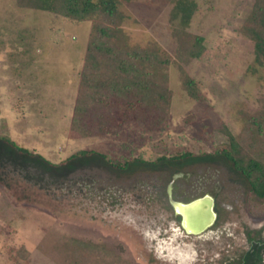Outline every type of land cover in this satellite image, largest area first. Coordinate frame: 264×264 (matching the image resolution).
<instances>
[{
    "label": "rangeland",
    "instance_id": "374dc122",
    "mask_svg": "<svg viewBox=\"0 0 264 264\" xmlns=\"http://www.w3.org/2000/svg\"><path fill=\"white\" fill-rule=\"evenodd\" d=\"M188 30L204 37L199 57L167 69V118L152 129L130 121L116 133L87 134L72 120L93 21L0 0V136L39 153L30 157L0 142V264H63L45 250L71 237L110 249L119 264H223L263 240L264 200L228 162L211 154L240 132L239 110L258 111L264 70L252 72V43L240 27L254 0H195ZM123 28L132 42L160 44L175 57L172 0H123ZM181 67L203 99L183 87ZM94 150L123 160L110 168ZM191 152L175 164L148 161ZM209 195L216 213L199 233H188L171 199ZM60 258V257H58Z\"/></svg>",
    "mask_w": 264,
    "mask_h": 264
},
{
    "label": "trees",
    "instance_id": "16d2710c",
    "mask_svg": "<svg viewBox=\"0 0 264 264\" xmlns=\"http://www.w3.org/2000/svg\"><path fill=\"white\" fill-rule=\"evenodd\" d=\"M123 0H15L17 6L59 14L72 20L93 21L88 36L84 61L80 72L78 91L72 120L89 124L87 134L116 133L123 124L142 121L147 129L161 124L168 115L171 89L168 84V66L172 62H189L200 56L204 37L188 30L197 8L195 0H172L169 13L171 33L177 46L172 57L160 44L148 41L144 45L132 42L122 24L126 14L120 9ZM130 1V0H126ZM252 43V72L264 70V0H254L240 27ZM178 63V64H180ZM183 87L194 99H203L195 81L181 67ZM264 80V72L262 74ZM242 127L233 134L227 128L229 141L211 154L228 162L246 181L253 197L264 200V100L254 113L240 109ZM17 153L42 157L39 153L18 145L7 136H0ZM95 154L110 168H125L132 161L143 162L141 156L118 160L94 150L79 149L66 160ZM191 152L160 155L148 161L175 164L188 159ZM43 158V157H42ZM251 242L247 250L223 264H258L263 240L248 232ZM101 245L67 237L45 250L63 264H119V256ZM60 257V258H58Z\"/></svg>",
    "mask_w": 264,
    "mask_h": 264
},
{
    "label": "water",
    "instance_id": "95a60500",
    "mask_svg": "<svg viewBox=\"0 0 264 264\" xmlns=\"http://www.w3.org/2000/svg\"><path fill=\"white\" fill-rule=\"evenodd\" d=\"M175 213L180 217L184 230L188 233H199L209 227L215 220L213 199L209 195L195 198L189 202H178L171 199Z\"/></svg>",
    "mask_w": 264,
    "mask_h": 264
}]
</instances>
